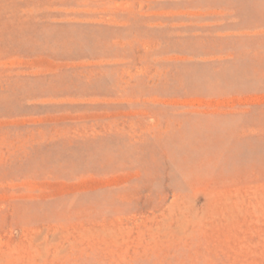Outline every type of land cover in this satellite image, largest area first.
Here are the masks:
<instances>
[{
  "label": "rangeland",
  "instance_id": "rangeland-1",
  "mask_svg": "<svg viewBox=\"0 0 264 264\" xmlns=\"http://www.w3.org/2000/svg\"><path fill=\"white\" fill-rule=\"evenodd\" d=\"M0 264H264V0H0Z\"/></svg>",
  "mask_w": 264,
  "mask_h": 264
}]
</instances>
